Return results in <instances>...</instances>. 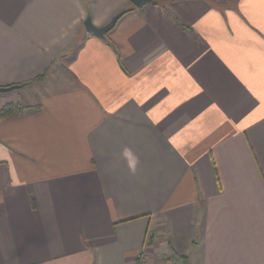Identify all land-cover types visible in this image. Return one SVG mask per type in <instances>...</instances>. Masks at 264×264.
Masks as SVG:
<instances>
[{"label":"crops","instance_id":"1","mask_svg":"<svg viewBox=\"0 0 264 264\" xmlns=\"http://www.w3.org/2000/svg\"><path fill=\"white\" fill-rule=\"evenodd\" d=\"M41 74L0 93V264H264V0H0V87Z\"/></svg>","mask_w":264,"mask_h":264},{"label":"water","instance_id":"2","mask_svg":"<svg viewBox=\"0 0 264 264\" xmlns=\"http://www.w3.org/2000/svg\"><path fill=\"white\" fill-rule=\"evenodd\" d=\"M133 6L135 7H140L143 3H151L152 0H130ZM119 18V14H115L108 23L101 27H96L95 25L92 24L90 17H87L84 22V29L89 32L94 34L95 36L99 38H104L105 35L114 27L116 21ZM18 86L17 85H11L7 87H0V93L8 92L13 89H16Z\"/></svg>","mask_w":264,"mask_h":264},{"label":"trees","instance_id":"3","mask_svg":"<svg viewBox=\"0 0 264 264\" xmlns=\"http://www.w3.org/2000/svg\"><path fill=\"white\" fill-rule=\"evenodd\" d=\"M131 10V8H126V9H122L120 12H118L117 14H119V18L121 16H123L124 14H126L127 12H129ZM44 74H41L29 81H26L24 83H21L19 85H17L18 87L20 86H24L26 84H29L31 82H37L40 81L43 78ZM29 105L26 103H21V102H8L6 104H4L2 107H0V119H4V118H8V117H14L19 115L20 113H22V111L27 108ZM182 260V262L184 264H188L187 260L185 258H180Z\"/></svg>","mask_w":264,"mask_h":264},{"label":"built area","instance_id":"4","mask_svg":"<svg viewBox=\"0 0 264 264\" xmlns=\"http://www.w3.org/2000/svg\"><path fill=\"white\" fill-rule=\"evenodd\" d=\"M134 264H184L182 260L171 254H160L159 260L152 261L151 256L146 252V250H140L136 257Z\"/></svg>","mask_w":264,"mask_h":264},{"label":"rangeland","instance_id":"5","mask_svg":"<svg viewBox=\"0 0 264 264\" xmlns=\"http://www.w3.org/2000/svg\"><path fill=\"white\" fill-rule=\"evenodd\" d=\"M5 93H8V92H5ZM0 95H2V94H0ZM5 95L9 96L10 94H5ZM20 102L21 103H25V102H22L21 100H20Z\"/></svg>","mask_w":264,"mask_h":264}]
</instances>
